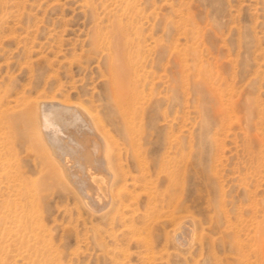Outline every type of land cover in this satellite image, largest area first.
Instances as JSON below:
<instances>
[{
    "label": "rangeland",
    "instance_id": "374dc122",
    "mask_svg": "<svg viewBox=\"0 0 264 264\" xmlns=\"http://www.w3.org/2000/svg\"><path fill=\"white\" fill-rule=\"evenodd\" d=\"M119 23L144 40L138 81L152 100L138 121L154 160L173 142V195L163 176L155 190L154 174L146 191L144 180L127 189L114 223V210L93 213L72 182L40 172L34 127H11L12 170L40 188L42 220L3 222L0 207V264H264V0H0V109L40 96L83 103L122 143L111 104ZM0 116L1 137L11 113Z\"/></svg>",
    "mask_w": 264,
    "mask_h": 264
},
{
    "label": "bare ground",
    "instance_id": "6f19581e",
    "mask_svg": "<svg viewBox=\"0 0 264 264\" xmlns=\"http://www.w3.org/2000/svg\"><path fill=\"white\" fill-rule=\"evenodd\" d=\"M130 8L134 9L135 6L133 7L132 5ZM136 14L137 11H135L134 15ZM126 30H128V27L119 23L117 26V40H115L117 58L114 64L116 68L113 72L116 83L114 84L115 89L111 98V104L116 110L118 118L121 120V129L125 136V140L122 143L113 140L109 134L106 133L99 120L93 115V112L83 106V103H66L57 96H40L35 100L27 102L22 108L20 107L21 105H12L6 109H0V112L3 114L11 113V118L5 121V126L2 128L3 133L0 137L2 140V142H0V169L3 167V170L10 168L5 171H0V207L3 209L2 211H4V214L1 216L3 222H6L8 218H13L15 219L14 221L18 219L20 222L24 219V224L31 226L34 225V221L39 219L40 221L42 220L41 211H39L42 197H40V188L36 186L22 187V176L18 171L20 169L15 168L12 170V168H14L12 164L13 152H17L16 148L14 147V150L12 147L14 142L9 141L8 143V139L13 137L10 128L13 127L18 133L19 129L21 130L22 127H26V124L34 127L37 132V138L34 136V140L38 142H36L38 145L36 144V146L34 144L37 148L34 147V151L35 149L36 151L39 150L38 154L35 151L36 154L32 158H35V162L37 159L41 161H37L41 163L40 172H43L44 163L45 165L47 164V169L51 171L53 175L52 178L54 176L55 178L61 177L65 181L67 180V182H72L74 186L71 184L72 187L69 188H73L72 191L76 195V198L84 202V206H81L85 207V203L88 204L93 213L96 212L104 215L106 212L109 213L114 210L111 216L113 222L115 223L116 220H121L125 213L122 211L123 209H121L120 205L122 206L125 202V197L128 192L127 189L133 184L137 186L136 183L144 180L145 184L140 182V186L143 184L141 189L144 188L146 191L147 186L145 185L154 174L157 177V182L152 180L151 184L155 185V190H159L157 186L158 180L163 176L166 178L165 180L167 182L165 186V196L171 198L173 195L174 186L178 183L176 179L177 169L174 168V158L171 155V149L174 147L173 142L169 139V136L168 147L165 153L160 160H154L149 155L147 142L144 141L146 140L145 131L141 128L143 121L141 125H139L140 121H138V119L143 118V113L146 111V102L152 100V97L148 98L144 94V91L140 90L138 81L142 76L141 63H143L145 59V56L140 52L142 50L141 41L144 40L138 31H136L137 39L131 40L125 32ZM155 43L156 45L158 44L157 41H155ZM135 46L137 47L136 49H134ZM1 117L2 116H0V119ZM30 149L33 148L31 147ZM36 155H38V157H36ZM45 159L47 162L44 161ZM124 160L132 161L133 165L142 176H132L126 169L127 167ZM117 161H119V164H116ZM38 163L36 164L38 165ZM24 173L22 175H24ZM48 174V176H50V172ZM31 178L33 177H30V179ZM47 179H45V181ZM101 179L104 180V185L100 182ZM61 181L63 180L61 179ZM129 181H131V183H129ZM27 182L28 181H26V183ZM32 182L34 183V181ZM50 182H52V180H50ZM31 183L29 185H31ZM57 184H59V182ZM147 190H150V200H152L155 196V190ZM47 191H49V189ZM43 193H45L44 190ZM19 203L22 204L19 205ZM81 203H79V205ZM14 206L15 209H13ZM19 208L22 214L17 213ZM83 209L86 210L87 208ZM107 213L105 215H107ZM170 214L172 215L171 219L175 220L174 215L172 213ZM190 222L188 218L177 222L178 225L173 229V238H177L178 240L183 238V232L190 228L188 227L190 225H187ZM42 247H40V249ZM151 251L153 250L151 249Z\"/></svg>",
    "mask_w": 264,
    "mask_h": 264
}]
</instances>
